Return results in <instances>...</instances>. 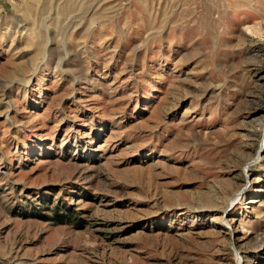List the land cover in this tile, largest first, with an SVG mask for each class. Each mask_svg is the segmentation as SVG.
Returning <instances> with one entry per match:
<instances>
[{"label":"rangeland","instance_id":"374dc122","mask_svg":"<svg viewBox=\"0 0 264 264\" xmlns=\"http://www.w3.org/2000/svg\"><path fill=\"white\" fill-rule=\"evenodd\" d=\"M263 134L264 0H0V264H264Z\"/></svg>","mask_w":264,"mask_h":264},{"label":"bare ground","instance_id":"6f19581e","mask_svg":"<svg viewBox=\"0 0 264 264\" xmlns=\"http://www.w3.org/2000/svg\"><path fill=\"white\" fill-rule=\"evenodd\" d=\"M263 138H264V134H263ZM263 138H262V143H261V145H262L263 142H264V139H263ZM246 164H248V163H246ZM240 195H242L241 192H238V193L236 194L237 197H239Z\"/></svg>","mask_w":264,"mask_h":264},{"label":"trees","instance_id":"16d2710c","mask_svg":"<svg viewBox=\"0 0 264 264\" xmlns=\"http://www.w3.org/2000/svg\"><path fill=\"white\" fill-rule=\"evenodd\" d=\"M61 221V220H60Z\"/></svg>","mask_w":264,"mask_h":264}]
</instances>
